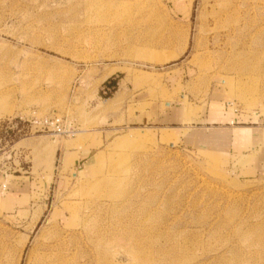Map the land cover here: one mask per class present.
Listing matches in <instances>:
<instances>
[{"label": "rangeland", "instance_id": "1", "mask_svg": "<svg viewBox=\"0 0 264 264\" xmlns=\"http://www.w3.org/2000/svg\"><path fill=\"white\" fill-rule=\"evenodd\" d=\"M186 124L264 129V0H0V264H264V142Z\"/></svg>", "mask_w": 264, "mask_h": 264}, {"label": "crops", "instance_id": "2", "mask_svg": "<svg viewBox=\"0 0 264 264\" xmlns=\"http://www.w3.org/2000/svg\"><path fill=\"white\" fill-rule=\"evenodd\" d=\"M171 107V103L168 104ZM216 112H223L224 110H215ZM214 112V111H212ZM227 113V117H229ZM175 115V114H174ZM172 114L165 116L164 119L170 120ZM189 118V119H188ZM187 121L191 120L190 115ZM227 119V118H223ZM184 120V119H183ZM186 120V119H185ZM193 120V119H192ZM192 122V121H191ZM185 128L183 132V137L188 142H193L194 144H199L203 148H207L211 151L225 152L226 148L229 146H234L240 150L250 146L251 150L248 152H240L241 156L252 155L250 152L255 153L257 148L254 147V143L264 142V129L258 130L254 133L257 128L252 126H231V128L225 127L223 129H215L212 125H193L186 124L184 126H174V128ZM256 128V129H255ZM252 145V146H251Z\"/></svg>", "mask_w": 264, "mask_h": 264}, {"label": "bare ground", "instance_id": "3", "mask_svg": "<svg viewBox=\"0 0 264 264\" xmlns=\"http://www.w3.org/2000/svg\"><path fill=\"white\" fill-rule=\"evenodd\" d=\"M56 223H58V224L61 223L60 218L57 220ZM71 234H72V232H71ZM75 234H76V232H75ZM69 247H70V245H68L64 239L61 240L60 242L58 241V243H56L52 246L51 251L47 252L43 256L40 264H62L61 261H64L65 259L71 257V255H72L71 249Z\"/></svg>", "mask_w": 264, "mask_h": 264}, {"label": "trees", "instance_id": "4", "mask_svg": "<svg viewBox=\"0 0 264 264\" xmlns=\"http://www.w3.org/2000/svg\"><path fill=\"white\" fill-rule=\"evenodd\" d=\"M105 84H107L109 87L115 88L117 84V80L115 78H109L105 81Z\"/></svg>", "mask_w": 264, "mask_h": 264}]
</instances>
